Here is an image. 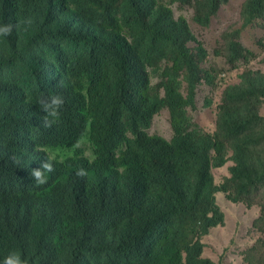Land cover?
Masks as SVG:
<instances>
[{
    "label": "trees",
    "instance_id": "trees-1",
    "mask_svg": "<svg viewBox=\"0 0 264 264\" xmlns=\"http://www.w3.org/2000/svg\"><path fill=\"white\" fill-rule=\"evenodd\" d=\"M230 1L0 0V24L18 25L0 37V260L219 264L205 238L226 223L224 194L260 208L244 258L264 264V71L250 67L257 54L240 40L261 31L264 52V0H245L242 27L217 41L215 55L240 82L224 87L213 130L191 111L201 87L218 89L219 71L173 9L209 28ZM54 94L65 103L45 128L38 98ZM166 110L170 140L149 132ZM46 157L55 171L40 185L30 173ZM229 163L218 182L214 170Z\"/></svg>",
    "mask_w": 264,
    "mask_h": 264
},
{
    "label": "rangeland",
    "instance_id": "rangeland-1",
    "mask_svg": "<svg viewBox=\"0 0 264 264\" xmlns=\"http://www.w3.org/2000/svg\"><path fill=\"white\" fill-rule=\"evenodd\" d=\"M244 1L231 0L228 5L223 6L209 28L195 25L192 21L193 12L191 10H180L177 4L173 6L176 18L181 16L187 17L192 24L195 34L208 49L210 56L206 62L207 67H213L219 71L218 78L220 84L218 89H211L207 86L201 87L196 98L199 109L194 113L191 111L200 126L206 130H213L215 128L217 104L221 101L224 87L227 84L240 82L239 71L227 63L225 56L215 55V51L219 47L217 41L222 40L224 32L242 27L241 9ZM261 34V31L258 30L245 29L240 40L246 48H251L257 54L251 62L250 67L264 71V52L255 43V38L261 36ZM207 97L213 100L211 107L206 105ZM149 132L151 134H159L169 140L173 137L174 132L170 122V114L167 110L154 118ZM82 147L86 149L89 155L92 154L87 141L82 144ZM231 164L229 163L221 169L214 170L218 182L224 181L229 176ZM218 203L226 213V223L213 229L205 238L207 244L205 253L219 262V264H247L244 258L245 252L255 243L259 236V233L254 228V221L260 216L261 210L258 206L248 208L243 204L233 203L224 194L218 195Z\"/></svg>",
    "mask_w": 264,
    "mask_h": 264
},
{
    "label": "clouds",
    "instance_id": "clouds-1",
    "mask_svg": "<svg viewBox=\"0 0 264 264\" xmlns=\"http://www.w3.org/2000/svg\"><path fill=\"white\" fill-rule=\"evenodd\" d=\"M23 23L26 26H30L33 23V20L31 17H27ZM17 26L18 25L11 23L0 24V37L11 36ZM64 103V97L60 94L43 95L38 98L39 108L43 113H45L42 118L43 127L49 128L57 123V118L60 115ZM14 162H16L15 159ZM54 171V162L46 157V159L41 163V167L39 169H33L30 175L35 179V183L43 185L47 183L48 176L46 174L53 173ZM75 175L77 178H84L87 176V170L79 168L76 170ZM0 264H28V262L23 259L18 252H10L3 258V260H0Z\"/></svg>",
    "mask_w": 264,
    "mask_h": 264
}]
</instances>
